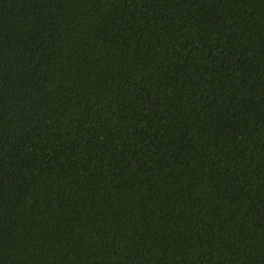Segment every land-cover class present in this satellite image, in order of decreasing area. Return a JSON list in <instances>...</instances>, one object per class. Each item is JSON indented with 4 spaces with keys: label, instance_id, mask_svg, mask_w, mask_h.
<instances>
[{
    "label": "trees",
    "instance_id": "obj_1",
    "mask_svg": "<svg viewBox=\"0 0 264 264\" xmlns=\"http://www.w3.org/2000/svg\"><path fill=\"white\" fill-rule=\"evenodd\" d=\"M0 264H264V0H0Z\"/></svg>",
    "mask_w": 264,
    "mask_h": 264
}]
</instances>
